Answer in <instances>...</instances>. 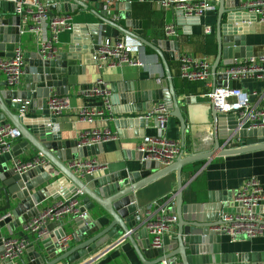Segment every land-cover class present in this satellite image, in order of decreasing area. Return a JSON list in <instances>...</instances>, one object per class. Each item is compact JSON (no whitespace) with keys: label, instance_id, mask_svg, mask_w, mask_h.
Here are the masks:
<instances>
[{"label":"water","instance_id":"1","mask_svg":"<svg viewBox=\"0 0 264 264\" xmlns=\"http://www.w3.org/2000/svg\"><path fill=\"white\" fill-rule=\"evenodd\" d=\"M44 2L49 16L72 14L79 7L86 8L79 0ZM243 3L244 0L218 1L217 54L211 64V75L215 84L218 80L216 84L218 86L240 87L238 81L227 80L226 75L218 73V70L222 66L230 65L232 58L253 55L252 47L246 44V35L252 32L253 28L247 29L238 23L251 20L255 24L256 20L254 15L246 12ZM117 6L121 17L131 18L132 0H119ZM21 17L22 15L13 13L7 18H0V57H12L16 44L21 42ZM102 19L123 30L117 22L107 19L104 12ZM124 32L150 47L161 58L166 78L157 86L147 89L142 88L141 79L121 80L106 85V89L110 90L117 98V102L122 105L120 109L111 107L110 110V115L118 120L115 122L116 127L134 126L144 129L146 118L152 116L154 104L163 101L170 114L179 120L181 130L184 131L186 120L180 107L183 100L178 98L168 65V61L179 59L178 43L169 39L149 42L141 37L139 31ZM75 44L77 41L71 39L67 50L56 53L50 59L41 58L36 51L24 52L27 62L24 65V86L10 87L5 82L0 83V121L7 118L20 132V140L11 147L14 156L17 157L29 150L37 152L48 160L53 169L54 167L59 169L72 182L69 188L63 189L65 183L55 179L52 172L46 170L43 165L18 173L13 170V166L0 163V264H15L1 259L2 238L11 237L13 231L35 216L41 203L49 197H54L56 192L65 198L75 196L80 201L79 214L75 216L74 221L77 231L72 233L73 241L78 244L62 252L58 245V241L65 237L62 228L40 237L33 236V241L29 242L24 250L29 258L26 261L22 260L21 264L77 262L84 260L110 240L112 243H109L106 249L114 247L120 241L128 240L135 247L142 264H264V251L234 253L224 252L222 249L225 234L217 230L223 224L220 215L226 212L246 211L241 203L233 201L235 193H208L204 202H185L188 197L182 181V167L197 159L209 160L215 155L264 151V127L238 129L232 113H219L212 104H209L216 131L226 130L225 138L239 140V146L223 148L219 143H215L214 149L203 156L180 154L168 166L143 159L137 148L124 149L130 158L139 162L137 169L130 171L126 176L118 172L87 182L82 181L64 163L102 153V143L78 146L77 139L64 138L62 132L55 129L56 117L50 116L46 107V98L50 90L54 89L59 95H68V78L85 70L82 63V55L85 52L78 49ZM30 67L34 68L33 71H30ZM18 100L28 102L24 114L18 111L20 106ZM169 172H175L176 176L174 205L170 210L177 218L176 232L167 245L152 248L146 229L138 217L139 209L134 193ZM189 198L197 200L198 194L193 193ZM95 205H99L101 209H94ZM252 210L262 213L264 206ZM3 229L9 236H4ZM95 229L99 231L95 232ZM85 237L89 238L83 241ZM138 238L144 239L145 242H137ZM144 244L151 253L152 258L149 260L142 255Z\"/></svg>","mask_w":264,"mask_h":264},{"label":"crops","instance_id":"2","mask_svg":"<svg viewBox=\"0 0 264 264\" xmlns=\"http://www.w3.org/2000/svg\"><path fill=\"white\" fill-rule=\"evenodd\" d=\"M79 1L86 5V8L79 7L77 11L71 14L73 27L71 30H65L59 33L58 43L55 47L57 53L65 51L70 45V40L75 39L77 41L75 45L78 49L85 52L82 55V63L85 65V70L81 74H76L68 78L69 108L56 117L54 126L56 130L62 132L64 138L70 139L78 140L81 132L90 129H108L114 135L112 139L101 142L103 146L102 153H98L94 157H89L102 165V168L96 171L92 176H81L75 172L74 174L77 178L87 182L103 175L118 172H120L122 176H126L130 171H134L138 168L139 162L130 158L128 154L124 152V149L135 150L144 135H153L155 133L154 128L151 126H144V129L134 126L117 128L115 122L118 120L113 115H110L111 108L106 111V114L95 118L92 122L79 119L77 111L80 108L103 107V100L101 97L84 99L78 93L79 89L94 83L99 78L103 79L105 89L106 85H111L112 82L136 79H141L142 88L147 89L157 86L162 79L166 78L161 58L150 47L143 45L140 41L125 33V30L130 33L139 31L141 32V37L149 42H160L166 39L176 41L178 43L179 54L186 52L196 57L206 55L213 61L217 54L216 25L218 21V4L206 13L203 19H201V24H193L183 20L179 14L175 13L173 10L160 9L154 3L148 1L139 2L137 0H132L130 19L120 16V10L117 8L118 6L113 10V14L116 15V18H113L111 15L107 17L111 19V21L114 19L113 21L117 22L118 26L123 29L119 30L113 25L103 21V11L100 0ZM244 2H246V0H244ZM0 11L2 18H7L13 14L12 5L8 2H1ZM252 22L251 20L241 21L238 25L247 29L253 28V31L248 32L246 35V44L252 47L253 56H259L264 54V26L261 23L256 22L254 24ZM170 23L176 24L178 33L176 37L168 38L164 33V25ZM204 26H210L211 32L205 33ZM24 30H26V27H24ZM47 34H49L48 31ZM21 36L19 45L22 49L25 52L36 51V36L28 32H21ZM100 36H107L118 40L127 39L129 42L136 45L137 49L135 50L134 57L142 62V66L122 64L99 70L95 64L91 63L90 52ZM26 64L27 62L25 61V65ZM179 64V60L168 61L173 85L177 91L178 98L183 100L180 107L186 120V128L182 131L179 120L170 114L166 127L167 137L175 140L179 144L180 154L183 156H203L214 149L215 143H219L221 145L220 147L223 148L239 146L240 141L237 139L231 138L230 142L226 143L228 140L225 138L226 130L216 131L215 124L211 117L212 111L209 109V104L211 105L212 103L207 98L201 97V95L208 92V88L202 81L189 83L182 79L179 74ZM33 69L34 68L30 67V71H33ZM157 79H160V82H157ZM3 80L4 75L0 72V83L4 82ZM211 82L215 84L212 75ZM239 83L242 89L250 93V99L253 104L258 107H264V99L260 97V93L264 88V79L241 81ZM18 86H24V75ZM50 91L55 90L52 89ZM253 92L257 94H253ZM110 100L112 108L117 107L120 109L122 105L117 102V98L112 96V94ZM153 122V119H151L150 125H152ZM7 123H9L7 118L0 121V125ZM19 140L20 138L16 139L13 145ZM38 155L37 152L29 150L16 157L11 148L9 153L0 156V163H7L12 167L16 159L27 161ZM64 164L68 168L69 161ZM51 172L55 179H59L65 183L63 189L71 186V180L67 179L59 169L54 167ZM250 178H255L264 185L263 150L226 156L215 155L209 160L197 159L182 167V181L185 185V194L188 197L185 202H204L207 200L208 193L234 194L242 183ZM175 189V172H169L153 182L144 185L134 193L138 209L140 211H144L145 209L156 210L157 207L153 201L159 200V202L166 204L170 211L174 205L173 195L175 194ZM193 193L198 194L197 200H191L189 198V195ZM64 198L65 197L58 195V192H56L54 197H49L41 203L39 210ZM94 209L100 210L101 208L99 205H95ZM89 213L92 214V212ZM260 214L264 221V211ZM74 221L75 216L67 215L62 221L50 222L47 224V229L51 233L56 232L60 228L64 230L65 236L69 237L68 249L78 244L74 242L72 238V233L77 231ZM98 231V229H95V232ZM175 232L176 224L171 226L170 234H167L164 245H167L172 240ZM3 233L4 236H9L5 229H3ZM169 236H171V238ZM11 237H25L29 242L33 241V235L23 231L22 225L13 231ZM88 238L89 237H85L83 241ZM147 238L149 239V237ZM136 241L145 242V240L141 238L136 239ZM109 243H112V240L107 242V244L101 245L97 250L84 258V260L82 259L73 263H59L76 264L87 261L88 264H142L141 258L135 247L128 240L120 241V243L114 247L106 249ZM222 249L224 252L234 253L264 251V233L252 239L241 238L237 241H231L229 237L225 235L222 240ZM142 255L147 260L152 258L145 244L142 249ZM28 258L29 256L26 251H23L20 257L15 260V264H21L22 260L26 261Z\"/></svg>","mask_w":264,"mask_h":264},{"label":"built area","instance_id":"3","mask_svg":"<svg viewBox=\"0 0 264 264\" xmlns=\"http://www.w3.org/2000/svg\"><path fill=\"white\" fill-rule=\"evenodd\" d=\"M137 1L154 3L160 9L173 10L186 22L201 24V19L218 4L219 0ZM1 2L10 3L13 13L15 15H22L21 32L32 33L36 36V52L39 56L43 59L53 58L57 53L55 45L58 43L59 33L71 30L73 27L71 14L65 13L49 16L44 0H0ZM100 3L106 18L108 15L116 18L113 10L117 7L118 0H100ZM242 6L246 12L255 16L256 22L264 26V0H246ZM0 18H2L1 11ZM24 27H26V30H24ZM47 31L49 34H47ZM204 31L205 33H210L211 27L204 26ZM164 33L168 38L176 37L178 34L176 24L170 23L164 25ZM136 49V45L127 39L118 40L107 36H100L91 49L90 60L99 70L122 64L142 66V62L134 57ZM24 52L22 47L17 44L13 50L14 55L12 57H0V72L3 73V81L7 86L15 87L20 84L24 75ZM178 60L180 62V77L189 83L202 81L208 88V92L201 95V97L207 98L219 113H232L235 116L238 129H258L264 127V107H258L253 104L250 99V93L241 87L230 88L226 85L218 86L212 84V60L209 56L202 55L196 57L183 52L179 54ZM218 73L225 74L227 80L238 82L263 80L264 54L232 58V63L228 66L220 67ZM157 82H160V79H157ZM103 83V79L99 78L94 83L79 89L78 93L84 99L101 97L103 100L102 108H80L77 111L79 119L92 122L95 118L106 114V111L111 108V93L104 88ZM253 94L257 93L253 92ZM260 97L264 99V88L260 93ZM18 101L20 102L18 111L20 114H24L27 110L28 102L24 100ZM46 107L50 116L58 117L69 108V95H59L55 91H50L46 98ZM151 113L152 116L146 118L144 126H151L154 128L155 133L153 135H144L136 148L142 154L143 159L156 161L163 166H168L180 154L179 144L166 135L170 110L165 102L159 101L153 106ZM151 119L154 121L152 125H150ZM19 137V130L11 124L0 125V156L9 153L13 142ZM113 137L114 135L108 129H90L79 134L77 145L101 143ZM231 138H227L226 143L230 142ZM37 165H43L48 171L53 169L46 158L38 155L27 161L16 160L13 164V170L22 173ZM68 168L81 176H92L102 168V165L93 159L84 158L69 161ZM233 201L241 203L246 211L222 213L220 216L223 224L217 230L223 232L231 241H237L241 238L252 239L263 234L264 221L261 218V214L254 212L252 208L264 206V185L255 178L247 179L235 191ZM153 203L157 207L156 210H139L138 217L146 229L150 246L152 248H160L164 246V240L167 234H170V228L176 223L177 219L169 211L166 204L159 202V200L153 201ZM79 205L80 201L75 196L56 201L45 206L35 216L25 221L22 224V229L36 237L48 234L50 233L47 229L48 223L62 221L67 215L77 216L79 214ZM169 237L171 238V236ZM68 242V236L58 241L62 252L68 249ZM28 243L29 241L25 237L2 238L3 250L1 259L4 262H15L23 253ZM86 262L82 261L76 264H88Z\"/></svg>","mask_w":264,"mask_h":264},{"label":"flooded vegetation","instance_id":"4","mask_svg":"<svg viewBox=\"0 0 264 264\" xmlns=\"http://www.w3.org/2000/svg\"><path fill=\"white\" fill-rule=\"evenodd\" d=\"M176 219H177V218H176ZM176 222H177V221H176ZM175 224H176V223H175ZM175 224H174V225H175Z\"/></svg>","mask_w":264,"mask_h":264}]
</instances>
